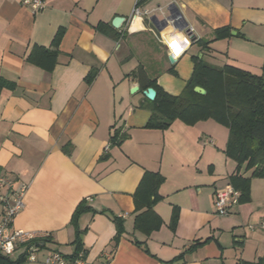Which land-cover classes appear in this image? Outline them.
<instances>
[{
    "label": "crops",
    "instance_id": "1",
    "mask_svg": "<svg viewBox=\"0 0 264 264\" xmlns=\"http://www.w3.org/2000/svg\"><path fill=\"white\" fill-rule=\"evenodd\" d=\"M24 1L0 0V171L28 187L13 227L48 234L51 242L40 247L38 262L26 260V247L9 259L44 264L53 251L74 258L80 231L87 264H264V176L252 178L250 199L230 216L216 215L215 194L234 188L237 171L225 153L228 128L212 120L146 128L151 101L132 75L141 67L174 96L190 79L195 55L262 75L264 0H44L39 11ZM138 2L160 19L168 12L159 8L176 6L186 27L158 31L148 17L130 31ZM117 17L127 20L120 29L112 24ZM220 28L229 35L216 39ZM60 29L64 36L53 49ZM176 32L192 41L178 57L164 42ZM201 41L210 43L208 51ZM35 46L58 52L51 72L30 63ZM172 66L178 76L167 71ZM115 130L127 139L111 146ZM147 173L164 178L152 214H145L155 200L147 190L141 211L135 201ZM84 201L90 209L74 223Z\"/></svg>",
    "mask_w": 264,
    "mask_h": 264
},
{
    "label": "trees",
    "instance_id": "2",
    "mask_svg": "<svg viewBox=\"0 0 264 264\" xmlns=\"http://www.w3.org/2000/svg\"><path fill=\"white\" fill-rule=\"evenodd\" d=\"M101 31L107 32V26L101 24ZM229 28H220L215 31L216 39L229 35ZM118 38L117 34H110ZM64 36V30L60 29L55 35L52 48H58ZM201 51H208L209 42H199ZM58 52L45 47L35 46L29 56L30 63L51 72L57 64ZM194 68L193 73L185 82V87L179 95H171L158 85L157 80L148 78L143 68H138L135 74L139 80L142 91L153 88L157 92L156 99L151 101L150 120L146 128L154 130H166L177 120L186 125L194 126L199 122L212 120L229 130V140L226 148V156L237 163V171L230 178L231 185L240 192V203L250 199L251 180L254 177L264 176V65L262 75H255L248 71L236 68L231 65L218 67L206 62L203 58L195 55L191 58ZM170 74L178 76L172 66L167 70ZM96 78V74H91L87 78V83L91 84ZM0 80V87L2 85ZM196 87L206 90L207 94L201 95L195 92ZM120 130H115L110 139V145H120L127 138ZM244 168L251 172L249 178L244 177L240 172ZM135 195L137 210L141 211L144 206L141 203V194L147 190L154 201L147 203L145 214H152V205L160 199L158 189L164 178L158 173H147ZM146 181V182H145ZM145 182V183H144ZM146 184V188L144 184ZM90 208L84 201L79 206L73 216L75 223L83 212ZM172 229H175L179 214L173 213ZM118 234L123 233V226L119 220ZM161 225L160 220L154 229ZM75 241L77 245L76 257L78 253L84 251L81 246L80 231ZM51 242V237L34 241L39 248ZM44 245V246H43ZM28 249V247H27ZM85 252V251H84ZM11 259L0 256V264H14Z\"/></svg>",
    "mask_w": 264,
    "mask_h": 264
},
{
    "label": "built area",
    "instance_id": "3",
    "mask_svg": "<svg viewBox=\"0 0 264 264\" xmlns=\"http://www.w3.org/2000/svg\"><path fill=\"white\" fill-rule=\"evenodd\" d=\"M33 11H39L44 8V0H25L23 3ZM139 2L135 5L129 24L133 23L135 17H140L143 22L148 17L156 16L154 12L142 10ZM162 15L167 11L159 8ZM164 18V17H163ZM190 42L191 39H189ZM192 43H190L191 46ZM187 48V50L190 48ZM185 52V51H184ZM183 53V52H182ZM16 181L2 174L0 171V256L4 258H11L20 247H28L26 260L28 262H38L40 245L33 243L39 239L49 237L48 234H39L37 232H27L24 230L15 229L14 221L16 217L22 212L25 204L24 198L28 190L27 185L17 187ZM240 203V194L234 189L229 188L219 191L215 194L214 208L218 216H230L233 208ZM264 230V221L260 224ZM11 243V251L8 250V245ZM44 264H87L86 253L81 251L74 258H67L60 252L53 251L47 255L43 261Z\"/></svg>",
    "mask_w": 264,
    "mask_h": 264
},
{
    "label": "water",
    "instance_id": "4",
    "mask_svg": "<svg viewBox=\"0 0 264 264\" xmlns=\"http://www.w3.org/2000/svg\"><path fill=\"white\" fill-rule=\"evenodd\" d=\"M168 16L164 17L163 19L158 18V16H154L151 18L152 24L156 27V29L159 31L163 28H167L169 25H173L176 29H184L186 27L185 25L181 26V23L184 22L181 12L176 8V6L172 5L167 10ZM125 18H115L113 19V26L116 29H120L123 24L126 23ZM170 62L172 64L175 63V59L173 56H170ZM139 90V87H135L131 90L132 93H135ZM195 92L201 95L207 94L206 90L201 87H196ZM145 98L149 99L150 101H154L157 96V92L153 88H149L146 91H144Z\"/></svg>",
    "mask_w": 264,
    "mask_h": 264
},
{
    "label": "clouds",
    "instance_id": "5",
    "mask_svg": "<svg viewBox=\"0 0 264 264\" xmlns=\"http://www.w3.org/2000/svg\"><path fill=\"white\" fill-rule=\"evenodd\" d=\"M143 28V24L140 17H135L130 31H136ZM164 42L171 49V53L174 57H178L182 52L186 51L190 46V40L182 35L180 32H176L175 35L165 34ZM12 245L9 243L8 250L11 251Z\"/></svg>",
    "mask_w": 264,
    "mask_h": 264
},
{
    "label": "rangeland",
    "instance_id": "6",
    "mask_svg": "<svg viewBox=\"0 0 264 264\" xmlns=\"http://www.w3.org/2000/svg\"><path fill=\"white\" fill-rule=\"evenodd\" d=\"M158 38H159V37H158ZM154 42H155V40H154ZM225 53H226V52H225ZM225 53H224V54H225ZM224 54H222V55H224ZM160 87H161V86H160ZM162 89H163V88H162ZM163 90H164V89H163ZM164 91H165V90H164Z\"/></svg>",
    "mask_w": 264,
    "mask_h": 264
},
{
    "label": "bare ground",
    "instance_id": "7",
    "mask_svg": "<svg viewBox=\"0 0 264 264\" xmlns=\"http://www.w3.org/2000/svg\"><path fill=\"white\" fill-rule=\"evenodd\" d=\"M167 34V33H166Z\"/></svg>",
    "mask_w": 264,
    "mask_h": 264
}]
</instances>
